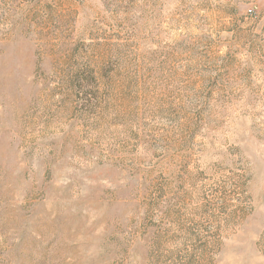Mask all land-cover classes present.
Returning <instances> with one entry per match:
<instances>
[{
    "label": "rangeland",
    "instance_id": "obj_1",
    "mask_svg": "<svg viewBox=\"0 0 264 264\" xmlns=\"http://www.w3.org/2000/svg\"><path fill=\"white\" fill-rule=\"evenodd\" d=\"M0 264H264V0H0Z\"/></svg>",
    "mask_w": 264,
    "mask_h": 264
}]
</instances>
